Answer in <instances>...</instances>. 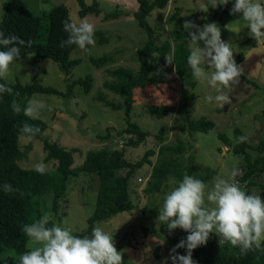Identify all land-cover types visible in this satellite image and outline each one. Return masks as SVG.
I'll return each mask as SVG.
<instances>
[{"label": "rangeland", "instance_id": "374dc122", "mask_svg": "<svg viewBox=\"0 0 264 264\" xmlns=\"http://www.w3.org/2000/svg\"><path fill=\"white\" fill-rule=\"evenodd\" d=\"M23 1L34 14L46 12L56 4H65L73 21L79 23L81 19L87 18L95 25V30L103 31L107 36L105 42H98L95 37V44L84 50L77 46L72 51L71 58H77L79 62L68 73L59 69L57 63L49 58H42L37 65H33L32 54L24 53L10 65L5 80L28 83L32 76H35L41 84L52 86L58 92L66 94L56 96L36 93L31 99L45 105L37 116L47 124L43 136L49 140L57 139L59 144L67 148L77 146L82 151L75 152L73 166L81 164L89 149L103 145L110 148L123 147L131 160L140 158L147 148L154 149L155 152L149 157L150 162L142 164L131 176L128 187L133 201L132 209L100 220L95 226H100L113 235L117 250L123 252V264H165V261L172 264L169 258L171 250L182 239H186L188 233L179 228L169 233L164 222L158 221V215L166 194L177 184H170L168 179L163 180L159 188L149 186L152 179L150 170L162 158L159 148L165 144L177 145L179 138H182L186 150L182 152L179 160L187 162L192 155L197 163L194 175L208 176L202 180L206 185V204L207 193L211 190L215 177L230 178L233 169H238L241 174L242 164L245 165L242 154L231 149V145L235 143L234 130L239 129L252 144H257L264 138V39L257 42L249 35L250 29L242 14H231L234 0H229L227 5H220L217 8H212L210 0H169L165 7L153 8L146 20L155 28L153 29L155 45L161 46L164 42L173 44V31L180 27V20H183V23L186 19L193 20L200 26L215 22L221 28L222 40L232 43L234 59L238 62L240 57L238 65L243 68L242 74L249 81L240 78L239 84L231 87L230 104L222 106L215 101L209 103L206 97L215 96L216 92L207 81L198 82L193 76L183 77L176 72L173 64H167L165 56L152 53L149 56V75L157 77L159 81L134 90V105L129 116L149 134L142 142L133 145L128 143L127 139L134 137V134L123 132L127 126L123 99L106 88L103 83L113 80L108 68L119 65L129 66L132 70L138 68L137 49L144 42L145 36L132 16L133 11L137 9V0H97L101 12L98 15L88 12L84 16L79 15L81 6L78 0ZM82 1L86 5L92 3V0ZM6 2L7 0H0V20L3 18ZM258 2L264 4V0ZM201 4L207 5L208 12L200 11ZM224 7L227 11L221 10ZM116 8L126 14L107 20L103 18V11ZM176 13L177 17H174ZM200 46H204L203 42ZM106 53H112L114 59L103 66L98 67L89 60L90 57L97 58ZM167 55L172 56L170 53ZM205 68L206 71H211L206 65ZM86 75L92 77L88 93L84 92L82 85L73 84L74 80L84 78ZM193 81L196 83L195 86L191 84ZM100 98L119 108L106 106ZM149 105L171 106L173 110L166 116L157 118L147 114L146 108ZM184 106L188 108L193 119L205 116L214 122V126L208 131L194 134H190L187 129L183 130L181 126L185 123L182 111ZM162 129L164 138L161 140L157 134ZM218 134H224L231 144ZM18 144L26 153L18 160L22 166L30 167L43 163L48 169L54 167V160L49 162L43 160L45 152L42 139H28L24 135H19ZM247 152L253 157L264 155V151H258L250 146H247ZM171 154L176 153L171 150L165 152L166 156ZM116 173H125V168L116 169ZM95 174L81 171L71 177L66 203L61 209L66 210L64 217L59 219L56 213H45L54 220L55 225L68 227L73 234L87 227V218L93 213L98 189V178ZM238 176L236 182L245 192L255 193L264 198V188L261 186V182H264V170L250 177L256 182L247 180L242 182L238 180ZM175 180L179 182L181 179L175 177ZM42 196H48V202L51 201V192ZM212 240L218 241L214 233L210 234L208 241ZM27 246L32 250L40 245L29 238ZM177 251L186 254V249L181 248ZM20 254L14 248L3 246L0 251V264H18ZM193 259L196 264H202L196 258Z\"/></svg>", "mask_w": 264, "mask_h": 264}, {"label": "trees", "instance_id": "16d2710c", "mask_svg": "<svg viewBox=\"0 0 264 264\" xmlns=\"http://www.w3.org/2000/svg\"><path fill=\"white\" fill-rule=\"evenodd\" d=\"M78 3L81 6L80 16H84L88 12L96 15L101 12L97 0H92L90 5L84 4L82 0H78ZM168 3L169 0H137V9L133 11L132 16L145 36L144 42L137 49L138 68L132 70L129 66L121 65L108 68V73L113 80L103 83L106 88L123 99L124 114L127 119V126L123 129V132L134 134V137L131 136L127 139V142L133 145L142 142L149 134L148 131L142 129L129 118L134 105V90L159 81L157 77L149 75V56L152 53L161 56L170 53L173 57L176 72L183 77H192L191 69L187 63L190 47L188 46V34L183 29V20H180V27L173 31V44L164 42L161 46H157L153 42V36H155V30L153 29L155 28L148 24L146 17L153 8H163ZM221 10L227 11L226 7ZM103 12L102 16L106 20L116 18L124 13L117 8ZM69 16V9L65 4H56L46 12L34 14L28 10L23 0H7L3 18L0 20V31H3L6 36L15 34L26 42L31 41V46L21 48V54L31 53L33 65H37L42 58H49L57 63L59 69L68 73L79 62V59L71 58V53L77 45L63 48L59 46L61 40L67 38V33L63 31V21ZM175 16L177 17V13L174 14ZM95 37L98 42L107 40L105 33L100 30H95ZM113 59L112 53H106L97 58H89L98 67L112 62ZM239 62L240 57L237 64ZM240 78L249 81L243 74ZM91 82L92 77L86 75L84 78L74 80L73 84L82 85L84 92L88 93ZM0 83H5L13 89L12 95L0 94V251L3 246L14 248L19 253L30 251L27 246L29 237L22 232L23 225L39 220L46 215V212L48 214L49 212L56 213L57 218H63L66 210L62 211L61 209L66 203L70 179L81 171L96 173L98 189L93 213L87 218V227L74 233V235L79 237L90 236L96 222L108 219L123 210L132 209L133 201L128 187L131 176L134 170L142 164L150 162L149 157L155 152L153 148L145 149L140 158L131 160L127 157L123 147L110 148L103 145L89 149L85 153L81 164L73 166L75 152L82 153L79 147L67 148L59 144L57 139L49 140L43 136L47 124L41 118H29L23 112L14 113L11 108L13 99H16L23 106L26 104L25 98L31 99L32 95L36 93L56 96H66V94L58 92L52 86L41 84L35 76H32L31 81L28 83H21L19 80L7 82L5 79H0ZM191 84L196 85L195 81ZM71 89L72 85L70 86ZM16 92L20 93L19 97L15 96ZM100 100L102 99L100 98ZM104 104L112 108H119L107 102H104ZM172 110L171 106L166 105H149L146 108L148 115L157 118L166 116ZM182 111L185 123L181 127L183 130L187 129L190 134L205 132L214 126V122L205 116L193 119L186 106L183 107ZM25 122L38 126L41 130L33 138H40L43 141L44 162L55 161L54 167L52 169L46 167L47 170L43 174L35 170L36 164L26 167L18 162L26 154L18 144V136L22 135L20 127ZM163 135L164 131L162 129L157 136L162 140ZM218 135L228 144H231L224 134ZM241 135V131L235 129V143L231 145L233 151L242 154V160L245 163V165L242 164L243 170L238 176V180L256 182L250 177L258 171L264 170V155L259 154L253 157L252 154L247 152V146L258 151H264V138L257 144L248 141L241 143L238 141V137ZM170 150L176 154L166 156L165 152ZM185 150V141L182 138H179V144L177 145H162L159 148L162 158L150 170L152 179H150L149 186L159 188L163 180H168L171 177H179L182 180L185 173L194 175L197 163L194 161L193 156L191 155L190 160L187 162L182 159L179 160ZM119 168H125V173H116V169ZM206 177L208 176L202 175L197 178L203 180ZM5 184L10 185L12 191L5 192L3 190ZM261 186L264 188V182H261ZM47 192L52 194L49 202L48 196H42ZM46 216L49 217L48 226L51 227L54 220L49 215ZM262 247H264V242H262ZM192 255L202 264H264V251H250L247 255H242L239 247L230 244L220 247L217 240L208 241L206 245L199 246L193 250Z\"/></svg>", "mask_w": 264, "mask_h": 264}, {"label": "clouds", "instance_id": "9594fccd", "mask_svg": "<svg viewBox=\"0 0 264 264\" xmlns=\"http://www.w3.org/2000/svg\"><path fill=\"white\" fill-rule=\"evenodd\" d=\"M212 8L227 5L229 0H210ZM207 5L201 4L200 11L208 12ZM231 14H242L250 29L249 35L257 42L264 39V4L258 0H234ZM206 19V17H202ZM184 31L188 34L190 54L187 58L194 80L207 81L215 89L216 95H209L206 100L224 106L230 104L231 87L239 84L243 68L234 59L232 43L222 40L221 28L217 23L198 25L193 20H185ZM63 31L67 38L61 40L60 47L77 45L84 50L95 44V25L87 18L76 23L69 16L63 21ZM203 42V47L200 43ZM31 46V41H25L15 34L5 35L0 31V79H6L10 65L21 56V48ZM167 64L174 63L171 55H166ZM207 69L211 71H206ZM13 94V89L5 83H0V94ZM16 92L15 96L19 97ZM26 99L23 106L13 99L11 108L14 113H21L29 118H36L43 102ZM38 126L23 123L20 133L32 139L40 133ZM248 137L241 135L238 141L246 142ZM35 170L41 174L46 172L43 163L35 165ZM240 174L233 169L230 178L217 176L213 179L212 188L207 193L204 181L194 175L185 173L177 182L171 177L170 184L176 187L166 194L163 206L159 211L158 221L164 222L169 233L182 229L188 233L170 252L172 264H196L193 250L206 245L210 234L218 237V246H237L242 255L250 251H264V198L255 193L245 192L236 182ZM5 192L12 191L10 185H3ZM208 205H211L210 207ZM49 225V217L25 224L22 232L39 247L21 253L18 264H123V252L118 251L114 237L102 227L92 228L90 236L79 237L68 227ZM186 249V254H180L178 249ZM167 264V261H165Z\"/></svg>", "mask_w": 264, "mask_h": 264}]
</instances>
